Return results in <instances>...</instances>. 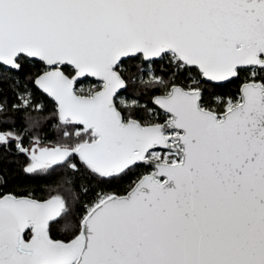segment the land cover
<instances>
[{"label":"snow or ice","instance_id":"1","mask_svg":"<svg viewBox=\"0 0 264 264\" xmlns=\"http://www.w3.org/2000/svg\"><path fill=\"white\" fill-rule=\"evenodd\" d=\"M0 264H264V0H0Z\"/></svg>","mask_w":264,"mask_h":264}]
</instances>
